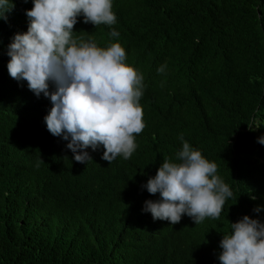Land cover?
<instances>
[{"label":"trees","instance_id":"16d2710c","mask_svg":"<svg viewBox=\"0 0 264 264\" xmlns=\"http://www.w3.org/2000/svg\"><path fill=\"white\" fill-rule=\"evenodd\" d=\"M13 3L0 19V264H220L231 223H264V0H112L114 25L78 17V43H120L143 77L136 150L100 165L76 162L47 129L50 98L9 75L8 45L34 6ZM20 19L7 32L4 20ZM184 141L217 164L233 196L219 219L167 230L146 220L136 188L159 160L179 163ZM84 151L102 159L105 149Z\"/></svg>","mask_w":264,"mask_h":264},{"label":"clouds","instance_id":"9594fccd","mask_svg":"<svg viewBox=\"0 0 264 264\" xmlns=\"http://www.w3.org/2000/svg\"><path fill=\"white\" fill-rule=\"evenodd\" d=\"M33 4L26 11L28 31L17 33L8 45L9 75L27 81L38 97L50 98L53 106L45 117L47 129L68 141L76 162L100 165L129 160L137 147L135 135L146 126L140 105L143 77L125 63L126 51L120 43L102 48L73 38L81 15L84 23L114 25L112 0H33ZM14 7L13 0H0V19ZM4 22L7 32L14 33L21 19ZM110 34L119 36L115 29ZM165 68L160 66L158 73ZM50 83L54 91L49 90ZM258 142L264 144V137ZM100 146L105 149L102 159L84 151ZM177 159L179 163L159 160L142 174L136 193L140 202L145 201L139 205L148 214L146 220L180 231L191 226V219L196 225L206 217L219 219L233 192L216 174L217 164L187 141ZM111 173L119 175V167ZM231 229L220 242V264H264V223L246 215L231 223Z\"/></svg>","mask_w":264,"mask_h":264}]
</instances>
